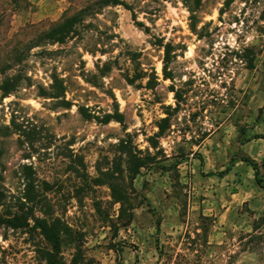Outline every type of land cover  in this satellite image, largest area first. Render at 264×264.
<instances>
[{
	"label": "rangeland",
	"instance_id": "rangeland-1",
	"mask_svg": "<svg viewBox=\"0 0 264 264\" xmlns=\"http://www.w3.org/2000/svg\"><path fill=\"white\" fill-rule=\"evenodd\" d=\"M108 1L0 0V264H264V0Z\"/></svg>",
	"mask_w": 264,
	"mask_h": 264
},
{
	"label": "trees",
	"instance_id": "trees-1",
	"mask_svg": "<svg viewBox=\"0 0 264 264\" xmlns=\"http://www.w3.org/2000/svg\"><path fill=\"white\" fill-rule=\"evenodd\" d=\"M110 4L112 5H117L120 3V0H109L108 1ZM83 10V9H81ZM80 10V11H81ZM85 11V10H84ZM83 13V12H82ZM55 33V30H52V31H48L47 33H45V37L46 38H50L51 40H54V41H57V42H60V38H57L55 37L56 34ZM57 33V32H56ZM4 92H8V91H5ZM261 111V110H259ZM255 138H264V134H261V135H255L254 136ZM242 161H244L247 165H249L253 171H254V181L255 183L259 186V187H264V178L263 176L261 175V169L264 170V158L262 159L261 163H258L257 161H255L254 159L250 158V157H243L241 159ZM232 164V163H231ZM231 170V167L230 165H228L225 170L223 171H220L218 174L220 176H223L224 174L228 173L229 171ZM161 256V255H160Z\"/></svg>",
	"mask_w": 264,
	"mask_h": 264
}]
</instances>
